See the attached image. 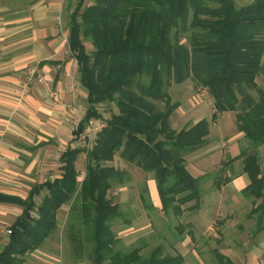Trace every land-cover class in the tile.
Instances as JSON below:
<instances>
[{
    "label": "trees",
    "instance_id": "obj_1",
    "mask_svg": "<svg viewBox=\"0 0 264 264\" xmlns=\"http://www.w3.org/2000/svg\"><path fill=\"white\" fill-rule=\"evenodd\" d=\"M67 28L88 104L73 134L79 135L90 120L103 119L100 106L113 105L116 112L104 120L86 152L80 182L76 161L82 149L69 144L59 157V177L33 187L25 199L0 193V204L21 209L0 249V264H24V257L56 230L57 213L68 203L74 251L78 257L86 251L91 264H182L180 255L164 254L162 245L147 256L140 255L142 246L126 253L115 249L119 240L112 222L122 213L109 190L130 176L108 164L118 155L151 174L164 215L179 219L185 210L195 212L201 179L190 175L186 157L205 144L210 124L224 112L234 113L237 132L249 141L250 149L229 163L241 160L250 179L243 194L261 200L256 230H264V170L258 152L264 146V87L258 85L264 79V0L241 7L235 0H77ZM188 80L206 90L214 112L210 120L175 131L170 117L180 104L167 91ZM75 222L85 228L83 239L73 229ZM174 228L177 239L189 226ZM213 256L217 264H232L216 250Z\"/></svg>",
    "mask_w": 264,
    "mask_h": 264
},
{
    "label": "crops",
    "instance_id": "obj_2",
    "mask_svg": "<svg viewBox=\"0 0 264 264\" xmlns=\"http://www.w3.org/2000/svg\"><path fill=\"white\" fill-rule=\"evenodd\" d=\"M76 1L0 0L1 194L25 199L33 187L59 177V157L63 150L56 155L58 175L36 180L43 166H47L39 160L41 147H49L53 132H61L62 124L66 123V105L80 103L84 111L88 105L86 91L79 82L77 63L68 46V16ZM30 68L36 70L32 87L29 94L21 98L20 85ZM37 77H42L51 91L60 93L64 103H56L50 97V90L40 84ZM213 112L212 109L209 114L203 113L190 126L201 119L210 120ZM223 119L229 127L227 130L220 123ZM78 142V135L72 130L67 146L78 148L73 145H79ZM246 142L236 130L234 113L224 112L210 124L205 144L186 157V169L191 176L204 180L218 173L221 182L216 185L214 180H208V187H216V190L202 195L195 212L185 210L182 214L189 228L169 246L170 255H180L182 264H217L214 250L232 264H264V230H256L259 213L255 211L261 200L244 196L250 179L242 171L241 160L229 163L247 150ZM261 151L264 150L259 147V154ZM134 169L144 178L139 187L148 191L147 197L140 193L134 201L139 216L152 213L163 216L154 180L145 181L144 173L135 166ZM20 213L21 209L15 205L0 204V225L10 227ZM5 243H1V249ZM31 254L35 256L34 251ZM36 254H40V250ZM28 258L24 259V264H29ZM44 264H56V261L47 258Z\"/></svg>",
    "mask_w": 264,
    "mask_h": 264
},
{
    "label": "rangeland",
    "instance_id": "obj_3",
    "mask_svg": "<svg viewBox=\"0 0 264 264\" xmlns=\"http://www.w3.org/2000/svg\"><path fill=\"white\" fill-rule=\"evenodd\" d=\"M92 0H86L87 4H90ZM252 0H235L237 7L244 6ZM182 42H187L186 39H182ZM87 51H91L92 47L89 42H85ZM258 85L264 87V79H258ZM172 102H179L181 109H177L171 116L170 124L176 130L179 131L192 124L193 120H196L203 113H211L212 99L206 90L196 89L193 83L188 80L182 85H172L167 91ZM64 103V99H62ZM160 109L163 108L162 103H157ZM83 105L80 103H70L66 105V123L62 124L61 132L55 131L52 143L49 147H41L42 153L39 156L41 162H46L47 166H43L39 177L36 180L52 179L58 175V163L56 155L64 150L67 143L71 139V131L75 129L76 123L84 114ZM103 119H99L104 123V120L109 119L110 115L116 112L113 105H102L98 108ZM221 125L224 124L223 129H229L226 127V120L223 119ZM39 138L36 139V142ZM42 141V140H40ZM248 141V140H247ZM249 142V141H248ZM246 142L250 149L249 143ZM73 144L74 146L81 149V143ZM245 144V142H244ZM47 148V149H44ZM260 149L264 150V146ZM49 150V151H47ZM85 157L86 151L82 150V153L78 156L76 162V170L78 173V181L80 182L85 175ZM260 166L264 170V151L260 152ZM108 165H112L118 169L129 171L131 173L130 180L126 181L124 185H115L109 190V197L114 203H117L120 207L122 216L117 217L112 222V230L119 240L116 244L115 249L123 253L129 252L134 248L142 246L141 255L147 256L150 250L158 245L164 247L165 254H172L170 251V245L174 244V238L179 235L178 231L174 228L177 223L184 225L186 223L185 218H175L172 214L158 216L152 213L148 216H139L136 201L137 195L141 193L142 188L139 187V183L143 181V176L140 172L134 169L131 164L123 162L118 155L114 157L113 162ZM42 167V168H43ZM146 177L145 181L152 178L151 174H144ZM218 173L210 174L209 177H205L201 180V192L202 195H209L210 192L216 190V187H208V180L218 179ZM142 180V181H141ZM144 188V187H143ZM211 190V191H210ZM148 194L145 193L144 197ZM131 199V201H126ZM70 203L65 204L57 213V228L53 234L45 241V243L34 251V255L28 253L24 259H29V264H44V260L52 258L56 261V264H91L87 257V252L84 251L82 256L78 257V254L74 251V242L71 238L72 229L70 224L72 223V214L69 210ZM130 213V214H128ZM129 215L132 216L130 219ZM186 217V216H185ZM125 220H129L130 224H127ZM215 226H213L214 228ZM75 231H78L80 238L84 236L85 228L79 223L75 222L73 226ZM175 229V230H174ZM184 231L183 233H185ZM83 239V238H82ZM84 241V240H83ZM90 247L89 244H86ZM40 250V254H36Z\"/></svg>",
    "mask_w": 264,
    "mask_h": 264
},
{
    "label": "built area",
    "instance_id": "obj_4",
    "mask_svg": "<svg viewBox=\"0 0 264 264\" xmlns=\"http://www.w3.org/2000/svg\"><path fill=\"white\" fill-rule=\"evenodd\" d=\"M35 72H36V70L33 68H30L27 70V72L24 76V79L20 85V97L21 98H24L25 96H27L29 94L31 87H32L33 78L35 76ZM36 79L40 84L46 85L47 90H50V97L56 103H62V96L60 93L51 91V86L47 85L44 82V79L42 77H37ZM71 91L73 93L75 91V85L74 84H72V86H71ZM81 118H80V120H81ZM80 120L76 123L75 129L77 128ZM103 127H104V123L102 121H100L99 119H93L87 123L85 129L78 135V140H80V143L82 144L81 149L84 152L85 151L87 152L91 148V146H92V144L96 138V134L98 132H100ZM10 235H11L10 227L0 225V245L2 242L7 241V239L9 238ZM0 249H1V246H0Z\"/></svg>",
    "mask_w": 264,
    "mask_h": 264
}]
</instances>
